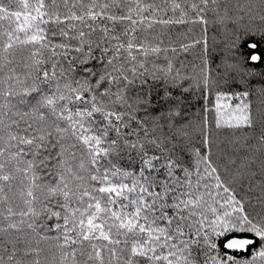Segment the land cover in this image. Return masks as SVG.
Here are the masks:
<instances>
[{"label":"snow or ice","instance_id":"snow-or-ice-1","mask_svg":"<svg viewBox=\"0 0 264 264\" xmlns=\"http://www.w3.org/2000/svg\"><path fill=\"white\" fill-rule=\"evenodd\" d=\"M209 13L230 18L221 0H0V264H50L56 252L59 264H264V245L240 262L221 257L213 239L251 232L264 241V113L255 144L233 141L215 159L207 132L202 152L171 123L181 100L172 90L187 92V77L155 29L207 26ZM149 78L162 84L159 113L133 94ZM203 85L211 91L206 72ZM233 95L234 107L222 103ZM248 97L217 91L216 128L254 129ZM125 157L132 167H121ZM257 160L262 195L250 211L238 187L247 179L252 190ZM253 244L234 238L224 248Z\"/></svg>","mask_w":264,"mask_h":264},{"label":"trees","instance_id":"trees-1","mask_svg":"<svg viewBox=\"0 0 264 264\" xmlns=\"http://www.w3.org/2000/svg\"><path fill=\"white\" fill-rule=\"evenodd\" d=\"M156 2L159 3L160 0H156ZM221 3L227 4L229 8L228 15L230 18L225 20L224 23L217 22L215 15L209 13L207 26L188 23L171 25L166 28L157 26L155 29L156 33H162L160 38L163 39L165 47L175 46L177 48L178 55L173 56L171 52L168 55L175 60L177 68H180L181 63H183L184 67L181 71L187 77L183 81L184 87L189 89L187 92H183L180 89L172 90L173 95L180 96L181 100L180 115L175 117L171 123L177 126H184L189 133L191 146L201 148L202 152L207 151L202 145L204 133L207 132L212 144L211 150L214 159L220 154L221 149L232 151L233 141L243 143L245 138H247L250 143L255 144L254 137L259 135L261 131L260 116L264 113V93H262V89H264V22L260 20V15H264V12L260 10V0H221ZM249 4L253 5L251 12L247 10ZM220 13L223 15V8L220 9ZM5 26L7 25L5 24ZM138 35H144V33H138ZM195 41H199V43H194ZM181 43L192 44L193 46L187 52H183L180 51L179 47ZM250 43H256L258 47L250 49L248 47ZM251 54H257L261 59L252 61L250 59ZM152 59L156 58L153 57ZM205 60L208 61L207 66L204 63ZM157 63L161 65L166 63L163 54L160 55ZM229 65L234 67L229 68ZM87 67L94 71H99L98 64L90 62ZM77 71L79 74L77 78H82L84 66L77 65ZM205 72L210 78V92L206 91L203 85ZM197 81H199V86H197ZM212 81H217V83L211 84ZM161 88L162 84L160 82H153L149 78L148 83L143 86H140L139 82H137L133 94L138 92L145 98L150 97L152 108L155 113H159L165 110L160 107V96L156 95V92L161 90ZM217 91H223L228 94L249 92L247 102L251 106L252 115L256 121L255 128L239 130L217 129L215 126V95ZM239 102L233 95L231 100L223 101L222 103H229L234 107ZM206 108L208 109L207 113H205ZM205 115L208 118L206 128L204 127ZM164 124L167 130L169 121L165 120ZM243 154V150L235 153V155ZM184 159L191 163V154L186 151ZM119 163L124 168L133 166L126 157L120 160ZM255 171L257 175L251 181V191L248 190L249 181L247 179L242 189L238 187V197L242 196L246 199L250 211L253 205L259 207L257 205V197L262 195L258 183L261 179L259 160L256 162ZM252 214L255 215L254 212ZM41 223L45 222L42 221ZM56 223L57 220L55 218L46 221L47 227L53 229ZM59 223L63 224V220L61 219ZM47 234L53 238L57 235L56 231L47 232ZM232 236L252 239L254 244L249 245L245 251L240 253L226 251L223 248V243ZM213 239L217 244L221 257L226 258L227 255H231L240 262L252 261L254 254L264 245V241H261L259 237H256L251 232H228L224 236H213ZM40 246L47 250L48 246L44 242H41ZM52 251L55 250L53 249ZM105 258L107 259V254H105ZM80 259L83 260L84 258ZM49 261L50 264H59V253H55V259L50 255ZM256 264H261L259 259H257Z\"/></svg>","mask_w":264,"mask_h":264},{"label":"water","instance_id":"water-1","mask_svg":"<svg viewBox=\"0 0 264 264\" xmlns=\"http://www.w3.org/2000/svg\"><path fill=\"white\" fill-rule=\"evenodd\" d=\"M248 239V238H246V237H239V236H232V237H230V238H228V239H226L225 240V242L223 243V248H224V244H226L227 242H228V240H230V239ZM249 246H246L244 249H239V250H237V249H226V248H224L226 251H229V252H238V253H240V252H243V251H245L247 248H248Z\"/></svg>","mask_w":264,"mask_h":264}]
</instances>
